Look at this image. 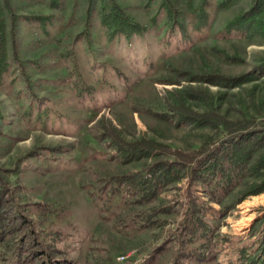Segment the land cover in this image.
<instances>
[{
	"label": "rangeland",
	"instance_id": "374dc122",
	"mask_svg": "<svg viewBox=\"0 0 264 264\" xmlns=\"http://www.w3.org/2000/svg\"><path fill=\"white\" fill-rule=\"evenodd\" d=\"M8 1L15 15L28 19L16 21L12 36L6 13L8 54L16 53L19 61H12L0 85V174L17 201L31 205L30 217L49 234H60L58 247L75 264H234V249L229 257L221 251L202 263L195 258L177 263L173 242L155 253L176 228L182 208L156 216L152 227L142 228L140 220L153 208L170 205L174 189L136 209L119 197L107 205L99 203L107 209V220L90 193L98 196L105 179L144 163L124 164L111 135L188 151L212 134L206 128L179 126L166 115L169 102L182 98L199 112L210 109L230 119L264 121V78L231 90L186 81L205 71L239 75L264 59L260 39L221 33L252 0H239L226 9L218 8L221 0H210L209 22L200 28L196 10L202 0H173L188 14L183 32L168 23L160 0H116L145 33L111 39L96 0ZM223 54L240 61L230 64ZM178 79L184 81L176 85ZM199 91L204 100L187 98L189 92ZM262 196L264 192L246 197L231 209L217 221L216 233L249 244L247 234L264 209V198L258 199Z\"/></svg>",
	"mask_w": 264,
	"mask_h": 264
},
{
	"label": "trees",
	"instance_id": "16d2710c",
	"mask_svg": "<svg viewBox=\"0 0 264 264\" xmlns=\"http://www.w3.org/2000/svg\"><path fill=\"white\" fill-rule=\"evenodd\" d=\"M96 1L100 5L101 24L110 39L118 35L129 37L145 33V28L130 18L116 0ZM238 1L221 0L218 8L226 9ZM210 7V0L201 1L196 10L197 27L209 22ZM160 10L171 26H178L180 32L184 31L188 17L185 10L177 7L173 0H160ZM6 13L10 18L12 36L16 21L28 19L15 15L8 0H0V85L10 71L12 61H19L16 53L11 57L8 54ZM221 33L223 37L235 35L246 41L260 39L264 42V0H252L250 8L231 19ZM223 58L230 64L240 61L227 54H223ZM178 75L185 77L187 74ZM262 78L264 59L253 69L239 75L226 76L205 71L189 75L186 81L231 90ZM182 81L178 79L176 85ZM187 95L192 101L205 98L201 91ZM167 108L166 115L179 126L206 128L212 134L199 148L188 151L154 140L124 141L111 135L124 164L144 163L130 173L105 179L98 196L90 193L92 202L99 208L102 218L107 220V209L101 204L107 205L114 197L121 198L130 209H136L153 204L163 192L174 189L176 192L170 205L153 208L140 220L142 228L152 227L157 221L154 219L156 216L173 215L177 208H182L176 228L156 248L155 253L161 252L167 242H173L178 247L177 263L192 258L198 263L209 262L221 251L229 257V250L234 249V264H264V209L247 234L252 239L249 244L234 243V239L228 240L230 238L216 233L220 218L246 197L264 192V121L250 117L230 119L210 109L199 112L186 105L182 98L169 102ZM181 182L184 185L177 186ZM238 189V197L228 202L229 196ZM103 196L105 200L101 198ZM213 205L219 206L220 210L216 211ZM30 206L17 201L0 174V264H75L58 247V243L62 242L60 234H49L40 221L30 217ZM219 244L221 247L217 248Z\"/></svg>",
	"mask_w": 264,
	"mask_h": 264
},
{
	"label": "bare ground",
	"instance_id": "6f19581e",
	"mask_svg": "<svg viewBox=\"0 0 264 264\" xmlns=\"http://www.w3.org/2000/svg\"><path fill=\"white\" fill-rule=\"evenodd\" d=\"M264 198V196H262V197H260V198H258V199H263Z\"/></svg>",
	"mask_w": 264,
	"mask_h": 264
}]
</instances>
